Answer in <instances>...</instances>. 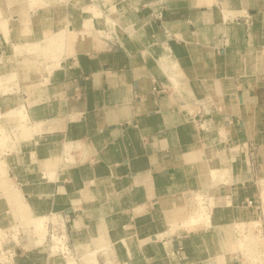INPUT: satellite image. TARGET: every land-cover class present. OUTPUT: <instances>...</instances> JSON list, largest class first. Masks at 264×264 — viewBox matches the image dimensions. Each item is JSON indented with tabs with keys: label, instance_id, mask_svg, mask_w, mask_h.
Listing matches in <instances>:
<instances>
[{
	"label": "crops",
	"instance_id": "crops-1",
	"mask_svg": "<svg viewBox=\"0 0 264 264\" xmlns=\"http://www.w3.org/2000/svg\"><path fill=\"white\" fill-rule=\"evenodd\" d=\"M0 116L13 264L264 261V0H0Z\"/></svg>",
	"mask_w": 264,
	"mask_h": 264
},
{
	"label": "rangeland",
	"instance_id": "rangeland-1",
	"mask_svg": "<svg viewBox=\"0 0 264 264\" xmlns=\"http://www.w3.org/2000/svg\"><path fill=\"white\" fill-rule=\"evenodd\" d=\"M1 117L3 116H0V118ZM8 131V128L3 126L0 122V196L4 195L8 202L15 207V209L22 211L16 200H14L17 198L10 197L9 195L10 191H15L16 194L17 190L14 189L10 183L4 163V157L11 149L12 135L11 132L9 133ZM21 132H23V129ZM16 196L21 199L17 194ZM54 220V218L51 220L49 218H45L44 221H42L44 227L41 229L35 227L37 222L36 219L31 220L28 224L27 222L25 223L23 218L9 228L0 227V264H13V258L15 253L18 252V249L20 251L25 248L28 249L30 248V243L33 246L43 245L44 243L46 245L53 244V247L56 245L57 249H60L61 238L59 237V232H52L47 226L49 222L56 224V220ZM255 259H257L255 262L252 259V264H257L259 261L260 264H263L264 262L262 261L263 259H259L258 257H255Z\"/></svg>",
	"mask_w": 264,
	"mask_h": 264
},
{
	"label": "bare ground",
	"instance_id": "bare-ground-1",
	"mask_svg": "<svg viewBox=\"0 0 264 264\" xmlns=\"http://www.w3.org/2000/svg\"><path fill=\"white\" fill-rule=\"evenodd\" d=\"M93 28V27H92ZM88 33V32H87ZM89 33H90V31H89ZM91 34V33H90ZM76 37V36H75ZM82 41H83V39H82ZM84 43H86V42H84ZM83 43V44H84ZM31 46V45H30ZM49 48V47H48ZM51 48H54V45H51ZM19 112V111H18ZM18 112H13V113H11V114H9V115H7L8 117H10L11 116V118L12 117H18V115H19V113ZM21 112V111H20ZM22 114V113H21ZM21 115H20V119H21ZM23 118V117H22ZM18 119V118H17ZM24 119V118H23ZM23 126V125H22ZM21 126V127H22ZM23 129H24V126H23ZM16 194L18 195V196H20L19 195V193L16 191ZM16 194H15V191H10L9 192V195H10V197H15V198H17V199H14V200H16V202H17V204L19 205V208L21 209V210H23L24 208H23V203H22V200L21 199H19L17 196H16ZM25 204V203H24ZM204 215V214H203ZM202 217V216H201ZM205 217H206V214H205ZM46 218V217H45ZM45 218H43V217H41V218H36V220H37V222H36V224H35V227L36 228H38V229H41V228H43L44 227V224L42 223V221H44V219ZM203 219H206V218H203ZM55 221V220H54ZM202 221H205V220H202ZM49 222V221H48ZM48 226V225H47ZM52 238H54V237H52ZM53 251L54 252H56L57 251V247H56V245H54V247H53Z\"/></svg>",
	"mask_w": 264,
	"mask_h": 264
},
{
	"label": "built area",
	"instance_id": "built-area-1",
	"mask_svg": "<svg viewBox=\"0 0 264 264\" xmlns=\"http://www.w3.org/2000/svg\"><path fill=\"white\" fill-rule=\"evenodd\" d=\"M154 90V92H156V93H164V92H166V90L164 89V88H161V89H153ZM59 237L61 238V236L59 235Z\"/></svg>",
	"mask_w": 264,
	"mask_h": 264
}]
</instances>
